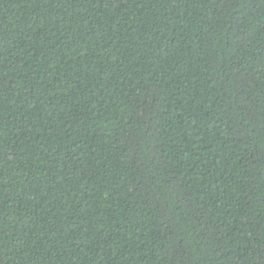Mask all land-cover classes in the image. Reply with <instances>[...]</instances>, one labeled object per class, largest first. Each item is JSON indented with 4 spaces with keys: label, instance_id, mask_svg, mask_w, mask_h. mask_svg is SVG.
Wrapping results in <instances>:
<instances>
[{
    "label": "trees",
    "instance_id": "1",
    "mask_svg": "<svg viewBox=\"0 0 264 264\" xmlns=\"http://www.w3.org/2000/svg\"><path fill=\"white\" fill-rule=\"evenodd\" d=\"M0 264H264V0H0Z\"/></svg>",
    "mask_w": 264,
    "mask_h": 264
}]
</instances>
